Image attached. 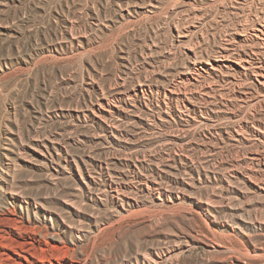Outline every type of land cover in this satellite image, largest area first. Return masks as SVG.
<instances>
[{"label":"rangeland","instance_id":"1","mask_svg":"<svg viewBox=\"0 0 264 264\" xmlns=\"http://www.w3.org/2000/svg\"><path fill=\"white\" fill-rule=\"evenodd\" d=\"M263 3L0 0V184L33 219L40 205L75 228L107 225L87 264H264V86L225 67L202 79L208 96L191 87L216 126L184 121L166 94L193 50L253 55L240 33Z\"/></svg>","mask_w":264,"mask_h":264},{"label":"bare ground","instance_id":"2","mask_svg":"<svg viewBox=\"0 0 264 264\" xmlns=\"http://www.w3.org/2000/svg\"><path fill=\"white\" fill-rule=\"evenodd\" d=\"M237 1L239 4H241L244 0ZM256 13V18L253 20L254 23L252 26L247 25L243 26L242 30L240 29V35L242 36V39L245 41V43L251 40V42L254 41V43L258 45L257 49L253 50V55L250 56L248 55L249 53H246L245 55L242 52L240 54H236L231 46H224L221 50L218 49L219 52L215 55L205 52H203L205 53L203 54L197 52V50L194 51L193 48L191 49L193 51L189 52V62L184 68V71L182 70L183 75L180 74V79H178L176 82L174 81V84H172L166 91L168 96L171 98H176L174 100H177V103H179L178 100L182 101V105L179 106L181 108H179V113L182 115L181 117H183L184 121H191L198 125L202 124V126L209 125L210 123L215 125L216 122L213 120L214 118L212 119L214 122H210L208 115L209 112L206 106L207 104L202 107L192 103L191 101H188L187 99L190 97L189 93L191 90L194 91L196 89L195 91L198 92L197 90H199V88L202 89L208 96L210 88L209 84L204 85V82L202 83V79L205 76L212 75L215 72H223L225 67L234 69L238 73L252 70L259 82L264 86V3L257 9ZM191 87L196 88L194 89ZM204 92L202 94H204ZM104 106H106V100L103 101V105L97 106L100 114H104ZM108 106L111 108L110 103H108ZM171 152L174 153V155H177L176 152H173V150ZM257 170L259 169L257 168ZM242 176L245 181H255L256 179L255 173L253 171H249L247 172V175L243 174ZM257 177L259 176L257 175ZM0 179L1 181L3 180L2 174ZM259 179L260 178H258V180ZM259 186L261 187V185ZM0 187L6 193L5 204L2 207L0 206V264H87L89 259H91L92 253H94L95 249L105 243L107 238V225H99L95 223V229H91L90 231H87L88 229L86 230L84 226L75 228L72 223L68 224L66 222V217V219L62 217L63 222H60L58 217L55 216L52 211L46 209L44 206H40L39 204V206H35L36 209L34 211L36 218L33 219L30 216V203L24 201V199L18 195V192L11 188V186L6 181L1 182ZM122 188L117 184V186L113 188V195L122 200L121 204L123 209L127 214H129L130 210H128L129 208L126 206H135V202L130 197L125 196L126 194L124 195L122 193ZM262 188H264V186H262ZM158 191L160 194L162 193V190ZM202 207L208 212L210 211L209 204H205ZM244 222L249 223V221ZM224 225L226 226V224ZM66 226H68L70 229H67ZM238 227L241 228V225ZM89 232L93 235L92 241L91 243L88 242L89 244L86 246V248L80 251L81 241H84L85 236ZM63 233H70L71 238L68 239V237H66V235ZM211 247L212 250H220L227 248V245L224 241H218L214 242ZM80 254H83V257ZM148 256L149 257L145 256L143 258V264H157L160 261L159 258H162L160 253H157V255L149 254ZM128 264L133 263L129 262ZM137 264H140L139 260Z\"/></svg>","mask_w":264,"mask_h":264}]
</instances>
